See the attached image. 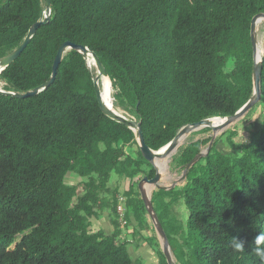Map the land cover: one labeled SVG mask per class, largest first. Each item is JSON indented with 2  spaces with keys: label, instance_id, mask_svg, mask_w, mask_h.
<instances>
[{
  "label": "trees",
  "instance_id": "1",
  "mask_svg": "<svg viewBox=\"0 0 264 264\" xmlns=\"http://www.w3.org/2000/svg\"><path fill=\"white\" fill-rule=\"evenodd\" d=\"M51 3V20L1 71L2 90L43 86L64 42L88 47L108 72L109 101L141 123L155 151L186 125L234 115L253 94L251 28L264 0ZM45 11V0H0V60L19 48ZM262 64L264 105V52ZM97 74L83 53L70 49L51 86L25 98L0 93V264H146L130 246L138 247L147 229L159 258L153 264H168L138 188L156 168L143 156L137 133L102 111ZM211 131L193 132L172 155L171 169L184 171L212 141L196 136ZM236 136L228 137L230 152L218 148L217 138L179 188L190 210L186 241L177 237L180 228L163 221L167 201L162 215L155 207L159 193L168 191L152 192L177 264H259L251 246L264 229V111L248 141ZM115 173L130 175L122 194L126 227L121 193L110 186ZM105 212L111 233L92 227ZM232 237L244 242V252L233 251Z\"/></svg>",
  "mask_w": 264,
  "mask_h": 264
},
{
  "label": "water",
  "instance_id": "2",
  "mask_svg": "<svg viewBox=\"0 0 264 264\" xmlns=\"http://www.w3.org/2000/svg\"><path fill=\"white\" fill-rule=\"evenodd\" d=\"M45 5H46V11H45L44 16H42V18L38 22H36L35 24L31 26L27 37L25 38L23 43L19 46V48H17L11 54H9L8 56L0 60V73L3 69H5L11 63H13L22 54V52L25 50V48L28 46V44L32 40L33 36L36 34L38 28L41 25L47 24L51 20V6H52L51 0H45ZM261 20L264 21V13L256 15L252 20L251 37H252V43H253L254 75H253V94L250 97V99L232 116L208 118L200 122L184 126L169 144H167L166 146L162 147L161 149L157 151L151 149L147 145L140 122H138L134 118H131L127 115L119 113L118 111L113 109L112 106H109V104L106 102V99H105L106 94L103 91L102 84L100 85V80H102L105 77H108V72L105 66L103 65L102 61L100 60V58L97 56V54L91 51L88 47L76 45L70 41L64 42L59 48L57 55L55 57L53 67H52V76L47 82L43 84V86L37 87L34 90L28 91L26 93L8 92L0 88V93L7 94V95L10 94V95L20 97V98H25V97L36 95L40 91L51 86L54 83L57 73H58L59 66L63 60L65 53L68 50L70 49L79 50L81 53H83L87 57V59H88V56L91 55L94 66L98 70V74L95 78V88H96L97 98L100 103V107L102 111L110 118L127 125L128 127L133 129L137 133V140H138L143 156L148 161H150L156 168V175L153 178H148L147 176H145L139 182L138 188L140 190L142 199L144 200L146 208L148 210V215L150 219L152 220V223L158 233L161 247L167 259L168 264H177L175 260V256L173 254L171 243L167 237V233L152 203V192L155 188L167 191V190H172L176 186V184L169 186V185H165L162 183L163 181L162 172L163 171L159 169L157 161L159 159H163V160L167 159V166H168V162L170 158L172 157V155L178 151V148L183 144V141L192 132L200 130L204 127H211L215 133H217L220 130H224L227 127H229L231 124L237 122L242 117H244L257 103L261 101V98H262L261 81H262V70H263L262 57H263V52H264L263 50L262 53L259 54L260 43L258 40V24H259V21ZM88 63H89V66H91L89 61ZM213 119H222L224 120V122L220 125L214 126L211 123ZM214 139H215V136L212 138V141L209 147L206 150H202L197 156H195L188 163V165L183 171L182 177H186L189 169L203 155L208 153L209 149L213 145Z\"/></svg>",
  "mask_w": 264,
  "mask_h": 264
},
{
  "label": "rangeland",
  "instance_id": "3",
  "mask_svg": "<svg viewBox=\"0 0 264 264\" xmlns=\"http://www.w3.org/2000/svg\"><path fill=\"white\" fill-rule=\"evenodd\" d=\"M258 40L260 43L261 48L264 46V21L261 22L258 25ZM91 66H94L93 60L90 61ZM264 111V105L262 103L257 104L254 106L244 117H242L240 120L237 122L231 124L229 127H227L224 130H220L217 133H215L213 130L211 132H208L206 134H200L197 135L196 138H204L208 136H212V138L215 136L214 142L216 141L217 138H220V141L218 143V148L221 151L224 152H230V140H229V135L233 131H236V137L234 138L237 142H245L248 141L249 138H251V132L256 131V128L258 127L262 112ZM121 114L127 115L125 112H119ZM129 116V115H127ZM204 128H211V127H204ZM202 128V129H204ZM200 129V130H202ZM212 129V128H211ZM199 131V130H197ZM194 131V132H197ZM192 134H190L184 141L183 143H188L192 139ZM213 142V144H214ZM210 145V144H209ZM208 146H205L203 150H206ZM236 154H240L239 151L236 152ZM171 158L168 162V167L166 170L162 172V183L165 185L172 186L176 184V186L172 190H167V193H159V196L161 200H156L155 201V207L157 211L159 212L160 215H162L163 211V202L167 201V206L168 210H170V213L166 216L163 217L164 223L168 224H174L176 227L180 228L181 231L178 232V239L181 240L182 242L186 241V239L189 237V235L192 233V230L190 229L189 226V218H190V210L185 204V201L180 197L179 195V188L180 186H183L186 183V178L182 177L183 171H174L171 169L170 166ZM130 175L128 174L127 177H122L119 174H113L111 181H110V186L112 188H116L119 190V192L122 194L125 192V183L126 180H129ZM73 179L71 178L70 181ZM128 184V183H127ZM139 187V186H138ZM124 197V196H122ZM165 197L166 199H163ZM167 212V211H166ZM150 218V217H149ZM102 219V218H101ZM93 220L92 221V227L94 229H100L103 228L105 229L108 233H111L113 230L112 224L107 218V214H105V219L104 220ZM150 222L152 220L150 219ZM153 225V223H152ZM154 227V225H153ZM173 227V226H171ZM154 230L156 231L155 227ZM169 232L170 229H168ZM157 233V231H156ZM198 235V234H197ZM160 240V239H159ZM131 253L133 254L134 257H137V254H134L132 249L130 248Z\"/></svg>",
  "mask_w": 264,
  "mask_h": 264
},
{
  "label": "crops",
  "instance_id": "4",
  "mask_svg": "<svg viewBox=\"0 0 264 264\" xmlns=\"http://www.w3.org/2000/svg\"><path fill=\"white\" fill-rule=\"evenodd\" d=\"M125 185H126L125 189L127 190L129 188V185H130V180H126ZM105 214H107V212L104 213L101 220L105 219ZM150 223L152 224V222H150ZM133 228L134 227L131 225L129 227L128 231L125 232L124 235L126 236V234L131 233L133 231ZM142 234L144 235L145 240H143L138 247L135 245H131L130 248L132 249L134 254H137L136 258H139V257L143 258L146 264L157 263L159 260L157 252H156L155 248L151 245V242L149 241V237L152 236V230H150V229L149 230L148 229L143 230ZM130 240H132V239H130Z\"/></svg>",
  "mask_w": 264,
  "mask_h": 264
},
{
  "label": "clouds",
  "instance_id": "5",
  "mask_svg": "<svg viewBox=\"0 0 264 264\" xmlns=\"http://www.w3.org/2000/svg\"><path fill=\"white\" fill-rule=\"evenodd\" d=\"M230 246L234 252L242 253L245 251L244 242L237 237H232ZM251 253L256 257L259 264H264V229L252 241Z\"/></svg>",
  "mask_w": 264,
  "mask_h": 264
},
{
  "label": "bare ground",
  "instance_id": "6",
  "mask_svg": "<svg viewBox=\"0 0 264 264\" xmlns=\"http://www.w3.org/2000/svg\"><path fill=\"white\" fill-rule=\"evenodd\" d=\"M261 22H263V20L259 21V24H260ZM259 24H258V25H259ZM259 54H261V52H260V47H259ZM91 60H92V57H91V55H89V56H88V61L90 62ZM106 79L108 80L107 77H106V78H103V79H102V83H101L102 86H103V91H104V93L106 94V95H105V99H106V102L109 104V106H112L113 109H115L114 106H113V103H111V102L109 101V98H108V91H107ZM115 110H116V109H115ZM116 111H117V110H116ZM223 122H224V120H222V119H213L211 123H212V125L216 126V125H220V124H222ZM166 161H167V159H164V160H163V159H159V160L157 161V164H158V167H159L160 170L164 171Z\"/></svg>",
  "mask_w": 264,
  "mask_h": 264
},
{
  "label": "built area",
  "instance_id": "7",
  "mask_svg": "<svg viewBox=\"0 0 264 264\" xmlns=\"http://www.w3.org/2000/svg\"><path fill=\"white\" fill-rule=\"evenodd\" d=\"M1 86V82H0ZM125 198L120 196V204L118 207L119 213H120V222L122 224V227L128 226V222L125 220V206H124Z\"/></svg>",
  "mask_w": 264,
  "mask_h": 264
}]
</instances>
